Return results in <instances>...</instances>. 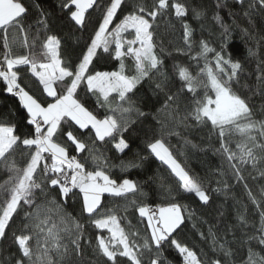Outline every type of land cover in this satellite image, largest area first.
Listing matches in <instances>:
<instances>
[{"label": "snow or ice", "instance_id": "obj_1", "mask_svg": "<svg viewBox=\"0 0 264 264\" xmlns=\"http://www.w3.org/2000/svg\"><path fill=\"white\" fill-rule=\"evenodd\" d=\"M123 3L124 0H110L106 6L100 7L102 19L98 21L94 34L90 35L85 50L77 57L79 62L73 65L72 62L61 59V40L53 34H48L42 42V61L34 51L36 41L40 39L39 34L29 43L32 26L25 23L29 10L24 0H0V38L3 47L0 80L6 85L5 91L18 98L20 106L26 111V123L33 129L22 138L17 134V125L0 119V165L12 173L6 182L7 198L0 205V238L6 235V228L18 207L26 205L30 209L25 213L22 229L29 234H14V242L22 254L16 264H65L73 254L81 255L80 241L84 225L77 217L65 211L67 199L81 194L82 213L89 217L100 214L101 218L91 219V224L110 233L107 239L103 236L97 237L96 251L106 257L107 261L116 264L119 256L126 257L130 264H163L161 249L169 244L183 256L184 264H204L196 252L172 238L184 223L183 213L187 211L186 206L168 202L150 209L147 206L136 207V199L128 201L136 208L140 217L147 218L151 235L150 238L145 237L142 243L130 240L129 234L120 226V218L115 214V209L101 213L103 194L127 200L129 194L143 196L142 189L131 179L126 178L117 183L110 177L107 158L96 148L95 141L89 146L72 130L62 131L65 123L72 122L80 130H94L95 138L99 141H106V138L116 140V134L127 131L133 123L131 116L134 111L143 115L135 108L130 95L135 94V89L143 80L150 79L154 72L158 73L163 63L155 51L154 22L158 16L170 9L175 10L176 17L182 18L186 15V9L175 0L171 4L169 0H154L149 10L140 0L119 23H115ZM258 3L260 7H264V0H258ZM61 7L62 10L67 9L70 19L83 28L86 24V13L97 9L98 3L97 0H64ZM38 23L43 24L45 30L48 29L46 17ZM114 23L115 26L110 28ZM183 27L185 44L191 48L189 26L184 24ZM130 33H134V37L127 39L126 34ZM19 34L23 35L22 40ZM112 45L115 48V57L121 60L120 70L89 74L97 50L103 48L107 52ZM20 48L26 50L24 54L17 53L16 50ZM213 52L206 43L201 42L198 55L204 60V66L196 76L186 67L178 69L180 80L189 92H196L200 87L204 89V96L194 99V106L184 119L191 116L197 124L207 125L210 122L212 129L218 130L221 148L227 154L230 167L238 179H243L240 165L250 164L256 168L264 163V121L253 119L249 103L232 87L233 81L238 82L241 63L230 57L225 58L222 46L220 51L214 52L213 68L208 60V54ZM125 56L131 57L134 62V72L131 75L126 74L123 61ZM19 66H27L31 75L38 80L42 86L39 96L30 89L26 90V85L22 86L18 75ZM257 80L264 84V74L258 76ZM85 84V95L98 94V103L107 108L103 119L89 111L82 102L79 90ZM167 86L166 76L156 84L157 89ZM209 91L214 93V98L209 95ZM112 94H116L117 98L113 99ZM178 95L179 93L168 96L166 106L175 102ZM233 134H239L241 138L236 145L238 152L225 143L226 136ZM58 135L66 136L77 153L82 154L87 150L94 170H88L89 157L83 161L76 156L70 157L67 146L57 142ZM21 145L30 150L34 149L29 152L30 158L22 168L9 159ZM114 146L121 152L129 147L122 135ZM147 147L171 168L179 181L178 190L194 194L204 204L209 202L207 189L185 171L162 139H155ZM121 166L131 168L138 165L129 161L122 162ZM38 176L40 179H37ZM75 189H79V192L76 193ZM51 190H58L59 200L52 196ZM176 190L167 189L171 200L178 199L171 196ZM248 195L258 208L264 207L251 191ZM124 211H127V204ZM260 216L262 228L258 242L264 245V210L260 212ZM33 240L35 247L31 246ZM220 248L223 250L224 245L221 244ZM145 253L152 254L147 261ZM229 255L231 252L225 251V256ZM211 264L222 262L217 259ZM246 264H264V257L249 248Z\"/></svg>", "mask_w": 264, "mask_h": 264}, {"label": "trees", "instance_id": "obj_2", "mask_svg": "<svg viewBox=\"0 0 264 264\" xmlns=\"http://www.w3.org/2000/svg\"><path fill=\"white\" fill-rule=\"evenodd\" d=\"M63 2L64 0H24L29 10L25 23L32 26L29 33L30 44L37 33L39 34L40 39L36 41L34 51L42 61V42L48 34H53L61 40V59L74 65L79 62L77 57L85 50L90 35L94 34L98 21L102 19L100 7L106 6L110 0H97V9L86 13L87 19L83 28L70 19L67 9L62 10ZM138 2L140 0H124L115 23H119V20ZM142 2L149 10L154 4V0ZM172 2L173 0H169L170 4ZM175 2L185 6L184 17H176L175 10L170 9L158 16L154 22L155 51L163 61L159 72H154L150 79L143 80L135 89V94L130 95L135 108L143 115H138L134 111L131 116L133 123L129 125L127 131L116 134V140L106 138V141H99L95 138L94 130H80L72 122L65 123L62 131L72 130L89 146L95 141L96 148L107 158L110 177L117 183L126 178L131 179L141 187L143 196L129 194L125 200L105 193L101 197L103 207L100 212L115 209V214L120 218V226L129 234L130 240L142 243L145 237L150 238L151 231L147 227V218L140 217L139 212L128 201L136 199L138 201L136 207L147 206L150 209L175 202L186 206L187 211L183 213L185 217L183 225L172 238L196 252L204 264H211L217 259L221 260L222 264H246L249 248L264 257V245L258 242L262 228L260 212L264 207L258 208L248 195L251 191L257 201L264 206V163L256 168L250 164L240 165L243 179L236 177L227 154L221 148L218 130L212 129L210 122L203 125L197 124L191 116L184 119L192 110L194 99H201L204 96V89L200 87L196 92H189L184 82L180 80L178 69L186 67L193 76H196L204 66V60L198 55L201 42L206 43L214 52L220 51L223 46L225 58L230 57L242 65L238 82L232 83L234 91L247 100L252 109L253 119L264 121V84L257 80L258 76L264 74V7L259 6L258 0H175ZM217 16L219 19H216ZM45 17L48 23L47 30L43 24L38 23ZM115 23L110 25V28L114 27ZM184 24L189 26L191 32V48L184 41ZM19 38L22 40L23 35L19 34ZM124 50L126 51V48ZM16 51L18 54H24L26 50L20 48ZM214 52L208 54V60L213 68ZM2 56L0 38V59ZM123 61L126 65V74H133L132 58L125 56ZM120 64L121 60L115 57L114 45L110 46L107 52L100 48L90 65L89 74L96 71H119ZM18 75L22 86H27L26 90L30 89L38 96L41 94L42 86L31 75L27 66H19ZM165 76L168 78V86L157 89L156 84L163 81ZM5 88V83L0 80V119L17 125V134L23 138L25 133L33 130L32 126L26 123V111L20 106L18 98L7 93ZM85 93L86 84L79 90L82 102L99 119L104 118L108 110L98 103V94ZM178 93L175 102L166 106L168 96ZM209 95L214 97V93L210 91ZM112 98L116 99V94H112ZM100 100L102 102V98ZM121 135L129 145L123 152L114 146ZM56 139L67 146L70 157L76 156L81 161L89 157L87 150L82 154L77 153L75 146L66 136L58 135ZM155 139H162L185 171L207 189L209 195L207 204L194 194L178 190L179 181L171 168L147 147L148 143ZM240 139L239 134L228 135L225 143L233 151L238 152L236 145ZM33 150L21 145L9 159L14 160L17 166L22 168L30 158L29 152ZM129 161L138 166L131 168L121 166L122 162ZM88 170H94L90 157ZM11 175L12 173L0 165V205L7 198L5 187ZM168 188L177 189L171 196L178 199L171 200ZM74 191L79 192L78 189ZM51 192L52 196L60 199L58 190ZM126 204L127 211H124ZM29 210L28 206L22 205L10 219L6 235L0 238V264H16L20 259L22 254L14 242V234H29L22 231L25 213ZM81 210L82 195L70 196L66 201L65 211L77 217L84 228L80 241L81 255L73 254L65 264H113L96 251L97 237L108 235L106 229H97L90 222L91 219L101 218L100 214L89 217ZM253 237L256 239H252ZM221 244L224 245L223 250L220 248ZM31 246L35 247V240L31 241ZM225 251H230L231 255L225 256ZM161 252L163 264H184L183 256L174 246L165 244ZM151 256L152 254L145 253V260ZM116 264H130V261L126 257L118 256Z\"/></svg>", "mask_w": 264, "mask_h": 264}, {"label": "rangeland", "instance_id": "obj_3", "mask_svg": "<svg viewBox=\"0 0 264 264\" xmlns=\"http://www.w3.org/2000/svg\"><path fill=\"white\" fill-rule=\"evenodd\" d=\"M127 39H132L134 37V33L126 34ZM214 98V97H213ZM103 119V118H102ZM178 162V161H177ZM79 190V189H78ZM82 195V194H81ZM110 236V233L105 237L106 239Z\"/></svg>", "mask_w": 264, "mask_h": 264}, {"label": "built area", "instance_id": "obj_4", "mask_svg": "<svg viewBox=\"0 0 264 264\" xmlns=\"http://www.w3.org/2000/svg\"><path fill=\"white\" fill-rule=\"evenodd\" d=\"M152 209H154V208H152Z\"/></svg>", "mask_w": 264, "mask_h": 264}]
</instances>
